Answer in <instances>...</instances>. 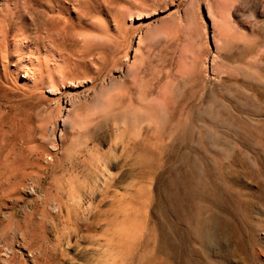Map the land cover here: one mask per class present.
Wrapping results in <instances>:
<instances>
[{"label":"rangeland","instance_id":"obj_1","mask_svg":"<svg viewBox=\"0 0 264 264\" xmlns=\"http://www.w3.org/2000/svg\"><path fill=\"white\" fill-rule=\"evenodd\" d=\"M0 264H264V0H0Z\"/></svg>","mask_w":264,"mask_h":264}]
</instances>
